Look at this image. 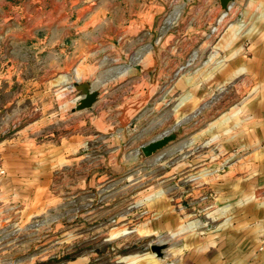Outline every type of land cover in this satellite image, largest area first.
Listing matches in <instances>:
<instances>
[{
    "label": "crops",
    "instance_id": "obj_1",
    "mask_svg": "<svg viewBox=\"0 0 264 264\" xmlns=\"http://www.w3.org/2000/svg\"><path fill=\"white\" fill-rule=\"evenodd\" d=\"M0 55L10 117L40 118L16 131L17 176L133 184L116 228L144 248L122 264H264V0H0ZM57 118L68 131L32 136ZM130 150L160 172L106 173Z\"/></svg>",
    "mask_w": 264,
    "mask_h": 264
},
{
    "label": "rangeland",
    "instance_id": "obj_2",
    "mask_svg": "<svg viewBox=\"0 0 264 264\" xmlns=\"http://www.w3.org/2000/svg\"><path fill=\"white\" fill-rule=\"evenodd\" d=\"M0 59L4 57L0 55ZM193 62L189 60L188 65ZM4 101L5 96H0V264H69L70 259L77 257L83 259L80 264H122L125 253L144 248L143 239L136 232L116 228L122 222L118 221L121 211L114 210L112 202L118 195L131 192L132 183L94 181L85 187L84 183L54 180L46 186L33 177L17 176V167L11 161L20 155L13 148L15 143L20 145L22 134L16 131L21 125L40 120L36 117L39 112L33 110L28 117L12 118L9 113L16 105L6 109ZM28 107L31 110V103ZM51 120L45 119L40 124V134L32 136L38 140L54 127L68 131L65 126L71 119ZM93 147L95 155L98 144ZM102 148V154L112 153L108 146ZM135 157L134 150L128 151L126 165L110 164L105 167L106 173L127 176L160 172V168L152 169L147 162L132 164ZM120 198V202L125 200L120 204L123 210L129 200Z\"/></svg>",
    "mask_w": 264,
    "mask_h": 264
},
{
    "label": "water",
    "instance_id": "obj_3",
    "mask_svg": "<svg viewBox=\"0 0 264 264\" xmlns=\"http://www.w3.org/2000/svg\"><path fill=\"white\" fill-rule=\"evenodd\" d=\"M229 1L230 0H222V4L224 8L228 6ZM82 93L84 94V97L80 99L79 104L77 105V109L91 106L96 101L97 96H98V92L90 90L89 87L82 88ZM177 137H178L177 132L165 134L162 137L158 139H154L150 141L149 143L143 145L142 149L146 155L150 156L156 153L158 150H160L164 146H166L170 141L175 140ZM151 248L158 255H163V249L165 248V245L152 244Z\"/></svg>",
    "mask_w": 264,
    "mask_h": 264
},
{
    "label": "built area",
    "instance_id": "obj_4",
    "mask_svg": "<svg viewBox=\"0 0 264 264\" xmlns=\"http://www.w3.org/2000/svg\"><path fill=\"white\" fill-rule=\"evenodd\" d=\"M167 264H176V262L173 261V260H169V261L167 262Z\"/></svg>",
    "mask_w": 264,
    "mask_h": 264
}]
</instances>
